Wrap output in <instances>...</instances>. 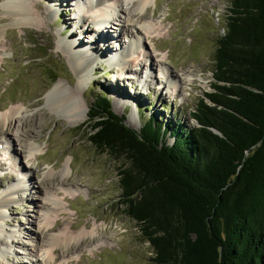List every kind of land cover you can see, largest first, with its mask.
Masks as SVG:
<instances>
[{
  "label": "rangeland",
  "instance_id": "rangeland-1",
  "mask_svg": "<svg viewBox=\"0 0 264 264\" xmlns=\"http://www.w3.org/2000/svg\"><path fill=\"white\" fill-rule=\"evenodd\" d=\"M32 1L40 2L38 27L11 23L1 9L0 0V27H4L1 39L6 44L0 54V110L24 105L26 117L32 118L28 124L34 128V142L40 147L34 157L28 158L27 148L20 149L14 138L19 159L34 171L22 193L33 201L8 205L4 226L19 232L10 247V255H5L0 264L35 260V244L38 243L35 236L44 238L60 230L69 233L87 230L89 234L80 244L72 242L68 255L63 258L62 250L57 249V264H152V248L121 202L118 171L125 160L91 143L90 108L98 94H105L111 100L113 111H120L125 123L132 128L139 129L150 116L170 129L196 126L192 113L199 98L211 91L217 39L224 33L230 0H155L150 3L145 16L151 29L142 34L146 49L132 52L128 60V65L141 73L143 84L132 82L129 70L121 74L115 65L101 59L89 72V80L76 91L89 108L86 120L78 125L69 123L68 104L59 107L60 98L66 100L68 90L75 89L79 77L70 55L58 41L76 39L81 43L79 47H83L90 40L88 32L93 25L86 23L84 17L81 20L74 0ZM46 7L52 8L53 14H48ZM102 30L103 34L111 35L114 28ZM112 42L110 46L114 50L119 41ZM102 43L97 42L95 47L99 48ZM149 54L155 59L152 70L145 68V57ZM142 67L149 71V77ZM162 69L180 78V91L171 86L162 88ZM57 82L68 90L48 97L47 93ZM134 111L136 115L132 114ZM167 139L173 140L170 134ZM5 146H8L7 138L0 143L1 149ZM8 157L0 152V192L24 176L15 169L12 152ZM66 162L70 170L61 187L79 188L68 196L55 189L59 184L57 177L43 179L46 169L58 171ZM46 185L63 201V207L61 212L50 214L51 225L41 233L35 217L39 214L37 205L43 202L41 189ZM18 241L28 245L30 256L17 246Z\"/></svg>",
  "mask_w": 264,
  "mask_h": 264
},
{
  "label": "trees",
  "instance_id": "trees-1",
  "mask_svg": "<svg viewBox=\"0 0 264 264\" xmlns=\"http://www.w3.org/2000/svg\"><path fill=\"white\" fill-rule=\"evenodd\" d=\"M212 77L194 127L132 128L105 94L90 108L91 143L125 160L121 202L152 264H264V0H230Z\"/></svg>",
  "mask_w": 264,
  "mask_h": 264
},
{
  "label": "bare ground",
  "instance_id": "bare-ground-1",
  "mask_svg": "<svg viewBox=\"0 0 264 264\" xmlns=\"http://www.w3.org/2000/svg\"><path fill=\"white\" fill-rule=\"evenodd\" d=\"M74 1L77 8L80 10L78 16L81 17V20L84 17L86 23H92L93 25L91 31L88 32L90 40L83 47H79L81 46V43L76 39L70 41L62 39L58 41V45L70 55V62L73 63L74 68L78 71L79 82L75 89H72L71 91H69L61 82H57L47 93V96L50 97L54 93L57 94L60 90H68L66 100L60 98L59 107L68 104L67 112L69 113V123L71 125H78L86 120L89 108L84 101L82 102V100L78 98L76 91L81 85L89 80V72L93 70L94 65L101 61V59L104 58L102 61L107 64L115 65L121 74L129 70L131 73L129 72L130 74L128 76L132 79V82L136 84L144 82L141 73L138 72L137 69L128 65V60L131 57L132 52H135L137 49H146L144 48L146 46L144 45L142 34H146L150 31L151 23L145 14L148 5L154 3L155 0ZM1 9L3 10L5 17L11 23L27 26L34 25L38 27L39 17L37 12L41 9L40 2L36 3L32 0H1ZM46 9L48 14H53L52 8L46 7ZM107 27H110V29L114 28L111 35L103 34L104 32L102 28ZM115 27L118 29L116 30ZM86 30L88 31V26ZM3 35L4 27H0V54L6 47L5 41H2L1 39ZM123 38H127V40L122 41ZM111 40H113V42L119 41L114 50H112V47L110 46ZM97 42H103L99 45V48L95 47ZM103 54H105V56ZM145 58L147 64L145 68L152 70L155 66V59L153 60L150 54ZM145 68L143 69L145 70ZM161 72L164 74L163 79L160 82V84L163 85L162 88L171 86L175 91H180V78L172 75V73L168 72L166 69H162ZM143 73L149 77V71L147 72V70H145ZM125 78L119 79L123 80ZM117 111L118 110L116 109L115 112L120 114V111ZM132 114L136 115L137 113L134 111ZM30 119L29 117H26V109L22 104L14 105L6 111L0 110V143L3 138H7L8 144L4 149L0 148V152L6 153L7 158H9L8 155L12 152L15 169L17 168L19 173H24L23 178H18L7 187L3 188L0 192V262L4 260L5 255H10V247L14 245L13 240L16 238V233L19 232L14 228L8 229L4 226L3 221L7 218L8 205L12 202L27 201L28 199L33 201L32 197L23 195L22 193L28 187V180L32 179L31 176L34 171L31 166L24 165L21 161L22 159H19L20 154L15 146L16 143L14 142V138H17L18 147L22 150L27 148L28 158L31 157V155L34 157V155L40 150L39 144L34 142V128L28 124ZM128 125L130 124L128 123ZM20 136L23 138H20ZM69 170L70 165L66 162L58 171H54L53 168L46 169L43 172V179L45 180L52 177V180L57 177L59 184L55 189L62 190V193L65 196L72 195L75 191L78 192L77 189L79 188H76V190H70L61 187V185L63 186L64 181H66V175ZM41 196L43 202L37 205V212H39V214L35 217L38 218V220L35 219V222L41 226V233H43V230L51 225L49 219L50 214L62 211L63 201L60 198H57V195L53 192V189H50L49 185H46L41 189ZM52 217H54V215H52ZM71 227L72 226L68 228ZM88 234L89 232L87 230H82L78 233H69L67 230H60L56 233H49L44 236V238H41L39 235L35 236V238H37L36 242H38L35 244L37 250L36 259H30L28 263L25 260H20L19 262H13V264H55L57 259V249L62 250L63 253H61V256L63 258L68 255L67 250L72 242L80 244ZM17 246L21 247V249L30 256V249L28 250V245L25 242L18 241Z\"/></svg>",
  "mask_w": 264,
  "mask_h": 264
}]
</instances>
